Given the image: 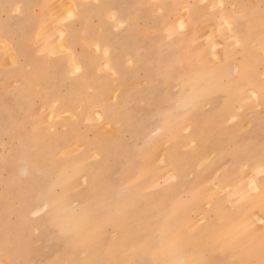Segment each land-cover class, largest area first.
Instances as JSON below:
<instances>
[{
  "label": "rangeland",
  "instance_id": "1",
  "mask_svg": "<svg viewBox=\"0 0 264 264\" xmlns=\"http://www.w3.org/2000/svg\"><path fill=\"white\" fill-rule=\"evenodd\" d=\"M261 14L0 0V264H264Z\"/></svg>",
  "mask_w": 264,
  "mask_h": 264
},
{
  "label": "bare ground",
  "instance_id": "2",
  "mask_svg": "<svg viewBox=\"0 0 264 264\" xmlns=\"http://www.w3.org/2000/svg\"><path fill=\"white\" fill-rule=\"evenodd\" d=\"M221 1V0H220ZM259 15V14H258ZM262 15V14H261ZM261 15H260V17H261ZM258 17V16H257ZM262 18H264L263 17V15H262ZM259 20V19H258ZM241 20L239 19V20H237L236 19V23L234 22V21H232V20H229V19H227L226 18V24H227V27H228V29H230L231 31H233L232 33H233V35L235 36V39H237L239 42H241V43H245L246 42V40H247V37H251L252 35H250L251 34V27H250V25L249 24H247L246 25V30H245V32H241V30H236V26L238 25V23L240 22ZM256 21H257V19H256ZM249 22V21H248ZM254 22H255V20H254ZM259 22V21H258ZM256 23V22H255ZM261 23V22H260ZM251 24V23H250ZM252 25V24H251ZM244 27V26H243ZM258 28V27H257ZM264 28V27H263ZM254 31V30H253ZM207 32H208V30H207ZM212 32V31H211ZM209 33L207 36H206V38L205 39H207V42H208V44L210 43V42H214L215 41V38L213 37V35H212V33ZM200 33H201V31H200ZM205 34H207L206 32H205ZM255 34V33H254ZM253 34V35H254ZM201 37H202V35H201ZM210 37V38H209ZM253 37V36H252ZM255 37H257V36H255ZM200 38V37H199ZM202 38H204V37H202ZM209 38V39H208ZM254 39V38H253ZM203 40V39H202ZM249 41V40H248ZM250 43V42H249ZM205 45V44H204ZM252 45V44H251ZM249 46V45H248ZM259 47L261 46L260 44L258 45ZM259 47H257V48H259ZM247 45H245V56L246 55H248V54H250L252 51H253V53H254V49H251V50H247ZM10 49V48H9ZM255 49H256V47H255ZM257 50V49H256ZM255 55L256 54H253L252 55V61H251V63L253 62V65L255 66L256 64H258L259 62H262L263 64H264V56H263V58H259L258 57V55H257V57L255 58ZM256 85H257V83H254V85H253V87L251 86V88H252V94H253V96L254 97H256L257 98V95L261 92V89H260V91L258 90L257 91V89L255 88L256 87ZM261 94H263L262 92H261ZM251 95V94H250ZM163 157H165V153H164V156H162V160H164L163 159ZM168 159V158H167ZM264 170V169H263ZM173 171V170H172ZM250 172H252V171H250ZM171 173H173V172H171ZM253 173V172H252ZM172 176H174V175H172ZM252 176H253V174H252ZM253 180V179H252ZM252 180L250 181L251 183H252ZM249 182V183H250ZM254 182V181H253ZM253 184V183H252ZM250 185V184H249ZM255 185H257L256 184V182H255V184H254V187H256ZM259 187V186H258ZM258 187H257V189H258ZM239 188V187H238ZM253 189V188H252ZM251 189V190H252ZM260 189V188H259ZM253 191V190H252ZM245 192V191H244ZM264 206V205H263ZM70 214V213H69ZM261 214V213H260ZM263 217V216H262ZM190 234V233H189ZM192 234V233H191ZM165 244V243H164ZM193 253V252H192ZM196 254V253H195Z\"/></svg>",
  "mask_w": 264,
  "mask_h": 264
}]
</instances>
